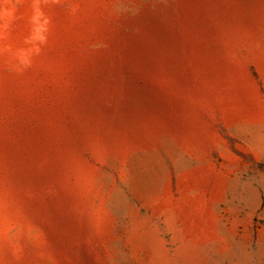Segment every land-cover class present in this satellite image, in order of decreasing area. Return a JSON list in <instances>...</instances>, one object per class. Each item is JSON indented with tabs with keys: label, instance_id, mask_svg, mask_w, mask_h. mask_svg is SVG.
<instances>
[{
	"label": "rangeland",
	"instance_id": "rangeland-1",
	"mask_svg": "<svg viewBox=\"0 0 264 264\" xmlns=\"http://www.w3.org/2000/svg\"><path fill=\"white\" fill-rule=\"evenodd\" d=\"M0 264H264V0H0Z\"/></svg>",
	"mask_w": 264,
	"mask_h": 264
},
{
	"label": "bare ground",
	"instance_id": "bare-ground-1",
	"mask_svg": "<svg viewBox=\"0 0 264 264\" xmlns=\"http://www.w3.org/2000/svg\"><path fill=\"white\" fill-rule=\"evenodd\" d=\"M157 20V19H156ZM155 22V21H154ZM153 23V22H152ZM157 23V22H156ZM153 26V25H152ZM158 26V25H157ZM151 36V35H150ZM168 42H169V40H168ZM133 45H134V43H133ZM158 47H160V46H158ZM161 49V48H160ZM160 49H158V50H160ZM165 49H167V48H165ZM164 50V49H163ZM170 50V49H169ZM165 52H166V50H165ZM170 53V52H169ZM173 53V52H172ZM172 53H170V54H172ZM172 64H173V62H172ZM166 65H168V64H166ZM132 96V95H131ZM142 97V96H141ZM142 101H143V99H142ZM145 102V101H144ZM150 102V101H149ZM146 103V102H145ZM151 104V103H150ZM149 108H151V106H149ZM158 108H159V106H158ZM155 111V110H154Z\"/></svg>",
	"mask_w": 264,
	"mask_h": 264
},
{
	"label": "clouds",
	"instance_id": "clouds-1",
	"mask_svg": "<svg viewBox=\"0 0 264 264\" xmlns=\"http://www.w3.org/2000/svg\"><path fill=\"white\" fill-rule=\"evenodd\" d=\"M4 14H6V13H4Z\"/></svg>",
	"mask_w": 264,
	"mask_h": 264
}]
</instances>
